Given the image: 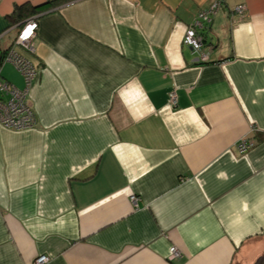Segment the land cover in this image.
Here are the masks:
<instances>
[{
    "label": "crops",
    "instance_id": "crops-1",
    "mask_svg": "<svg viewBox=\"0 0 264 264\" xmlns=\"http://www.w3.org/2000/svg\"><path fill=\"white\" fill-rule=\"evenodd\" d=\"M52 1L0 0V58L25 20L16 8ZM213 1L66 0L38 13L22 49L39 64L36 125L0 123V264L264 254V0H222L204 62L184 35ZM1 75L25 88L13 63ZM242 139L254 143L245 154Z\"/></svg>",
    "mask_w": 264,
    "mask_h": 264
},
{
    "label": "built area",
    "instance_id": "built-area-1",
    "mask_svg": "<svg viewBox=\"0 0 264 264\" xmlns=\"http://www.w3.org/2000/svg\"><path fill=\"white\" fill-rule=\"evenodd\" d=\"M221 4L222 0H214L209 8L199 12L197 18L185 31L184 42L191 47L193 54L200 61L205 62L210 57L211 47L206 43L205 31L209 28L212 16ZM244 9L243 5H238L235 10L243 13ZM35 21L34 17L27 19L16 39L15 46L11 47L12 49H9L6 54L4 53L0 59V123L6 128L26 129L35 126L36 115L28 103V93L38 74V64H35V61L19 49V45H22L24 49H33L30 41L34 38L38 26ZM9 61L22 74L25 80L24 89L18 88L2 77V66ZM169 100L171 104H177L175 89L170 91ZM253 145L252 140L242 139L237 148L241 154H245ZM139 200L140 198L136 194L130 195V201L134 208L138 207ZM170 251L172 257L181 255V251L175 245L170 248ZM48 259V256L42 255L36 259L35 264H45Z\"/></svg>",
    "mask_w": 264,
    "mask_h": 264
},
{
    "label": "trees",
    "instance_id": "trees-1",
    "mask_svg": "<svg viewBox=\"0 0 264 264\" xmlns=\"http://www.w3.org/2000/svg\"><path fill=\"white\" fill-rule=\"evenodd\" d=\"M65 1V0H56L52 2H48L44 6H38V7H33L32 9H29L27 6H18L15 10V14L17 15V21L21 19L27 20L30 17H38V13L47 11L51 8H53L56 4H59L60 2Z\"/></svg>",
    "mask_w": 264,
    "mask_h": 264
},
{
    "label": "rangeland",
    "instance_id": "rangeland-1",
    "mask_svg": "<svg viewBox=\"0 0 264 264\" xmlns=\"http://www.w3.org/2000/svg\"><path fill=\"white\" fill-rule=\"evenodd\" d=\"M66 1V0H65ZM61 4V3H60ZM27 20H24L23 22H21V23H17L18 25H16L15 24V27H17L19 30H18V34H17V36H16V38L14 39V41H13V43H12V45L5 51V54L7 53V51L9 50V49H12L11 47H13V46H15V44H16V39H17V37H18V35H19V33H20V31H21V28L23 27V25H24V23L26 22ZM36 21H37V17H36ZM35 21V22H36ZM37 24H38V21H37ZM37 28H38V26H37ZM37 28H36V33H35V36L37 35ZM34 36V37H35ZM0 39H1V36H0ZM33 39H31V41H32ZM30 41V42H31ZM19 49L22 51V49H24L23 48V46L22 45H19ZM26 51H30L29 49H25ZM31 51H32V49H31ZM0 59H2V58H0ZM209 60V59H208ZM208 60H206V61H208ZM205 61V62H206ZM10 62V61H9ZM6 64V63H5ZM35 64H38L37 62H35ZM38 67H39V64H38ZM22 75V74H21ZM31 87V86H30ZM28 103H29V105L31 106V108H32V110L34 111V109H33V107H32V105H31V103H30V101H29V97H28ZM35 113V112H34ZM35 125H36V122H35ZM35 127V126H34ZM26 129H30V128H26ZM13 130H25V129H13ZM264 255V254H263Z\"/></svg>",
    "mask_w": 264,
    "mask_h": 264
},
{
    "label": "water",
    "instance_id": "water-1",
    "mask_svg": "<svg viewBox=\"0 0 264 264\" xmlns=\"http://www.w3.org/2000/svg\"><path fill=\"white\" fill-rule=\"evenodd\" d=\"M255 264H264V255H260L256 261Z\"/></svg>",
    "mask_w": 264,
    "mask_h": 264
},
{
    "label": "bare ground",
    "instance_id": "bare-ground-1",
    "mask_svg": "<svg viewBox=\"0 0 264 264\" xmlns=\"http://www.w3.org/2000/svg\"><path fill=\"white\" fill-rule=\"evenodd\" d=\"M36 19V17H34Z\"/></svg>",
    "mask_w": 264,
    "mask_h": 264
},
{
    "label": "flooded vegetation",
    "instance_id": "flooded-vegetation-1",
    "mask_svg": "<svg viewBox=\"0 0 264 264\" xmlns=\"http://www.w3.org/2000/svg\"><path fill=\"white\" fill-rule=\"evenodd\" d=\"M47 3H48V2H47ZM47 3H46V4H47Z\"/></svg>",
    "mask_w": 264,
    "mask_h": 264
}]
</instances>
